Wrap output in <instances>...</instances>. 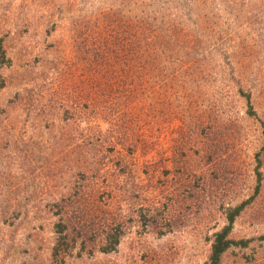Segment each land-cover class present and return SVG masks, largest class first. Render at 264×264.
<instances>
[{
    "label": "rangeland",
    "instance_id": "obj_1",
    "mask_svg": "<svg viewBox=\"0 0 264 264\" xmlns=\"http://www.w3.org/2000/svg\"><path fill=\"white\" fill-rule=\"evenodd\" d=\"M146 31L187 36L193 80H92ZM0 47V264H204L223 207L249 198L222 264H264V0H0ZM77 201L98 213L52 261L54 214ZM112 216L103 254L91 234Z\"/></svg>",
    "mask_w": 264,
    "mask_h": 264
},
{
    "label": "trees",
    "instance_id": "obj_2",
    "mask_svg": "<svg viewBox=\"0 0 264 264\" xmlns=\"http://www.w3.org/2000/svg\"><path fill=\"white\" fill-rule=\"evenodd\" d=\"M142 25L147 26L144 20H140ZM187 36L182 33H175L173 35H168L166 32L164 34L153 33L151 31L142 32L136 39L134 49L128 47L130 53V59L124 62L123 69L118 71H113V62L99 63V59L94 60L93 73L94 77L92 80H98L101 75L103 80H139L142 84L144 80H193L194 75H190L186 72V67L182 70V64L184 63V49H186L188 42ZM188 42V43H187ZM124 52H127L126 45H124ZM99 49L97 50V52ZM110 53H112L110 51ZM105 56H102V60ZM186 62V61H185ZM6 63L4 52L0 47V66ZM169 64V65H168ZM166 66H169L170 72L166 76ZM239 95L244 99L246 105V116L258 120L255 113L251 95L249 93H244V90L239 88ZM92 107L98 105L99 101L97 98L91 100ZM101 102V101H100ZM259 123L263 127V122ZM118 130L117 127L115 128ZM114 131V137H120V143H130L126 136L128 134H122ZM128 131L127 128H123V133ZM116 133V134H115ZM121 133V134H120ZM264 134V132H263ZM122 136V137H121ZM118 139V138H117ZM114 138H110V142H114ZM118 141V140H117ZM259 165V159H257ZM256 173V191L255 194L258 195L259 187L261 186L260 173L258 168H255ZM253 198H249L243 202H240L236 206L223 207L221 215L224 219V224L219 229H217L211 236V244L209 249V255L207 261L204 264H222L223 255L234 246L245 247V241H235L231 238L233 225L236 219L241 215L247 205L250 204ZM93 209L98 208L95 206V202H90L88 204H80V202H74L70 205H60L58 211L55 212L58 219L53 225L54 230V243L51 248V260L63 263L64 259L70 254L80 243L83 244L85 237L89 234L85 232V228L81 227L82 224H90L93 217L91 212ZM73 217V219H71ZM75 224L77 226H73ZM101 231L99 234L93 232L91 235L99 237V248L98 251L103 254H108L113 252L119 244L120 239L124 233L123 223L118 220L116 216L105 219L102 223ZM88 225V227H90ZM80 226V227H78ZM97 227V226H96ZM73 235V236H72Z\"/></svg>",
    "mask_w": 264,
    "mask_h": 264
}]
</instances>
